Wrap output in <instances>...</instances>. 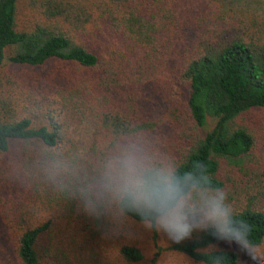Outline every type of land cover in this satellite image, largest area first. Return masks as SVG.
<instances>
[{
  "label": "trees",
  "instance_id": "16d2710c",
  "mask_svg": "<svg viewBox=\"0 0 264 264\" xmlns=\"http://www.w3.org/2000/svg\"><path fill=\"white\" fill-rule=\"evenodd\" d=\"M130 141L203 164L264 237V162L231 164L264 155V0H0V264H212L209 233L152 229L148 256L139 214L84 210Z\"/></svg>",
  "mask_w": 264,
  "mask_h": 264
},
{
  "label": "clouds",
  "instance_id": "9594fccd",
  "mask_svg": "<svg viewBox=\"0 0 264 264\" xmlns=\"http://www.w3.org/2000/svg\"><path fill=\"white\" fill-rule=\"evenodd\" d=\"M106 198L177 244L194 233H209L219 245L208 254L212 264H264V237L237 214L203 164L178 170L130 141L103 162L99 190L94 198L84 193V210L101 215Z\"/></svg>",
  "mask_w": 264,
  "mask_h": 264
},
{
  "label": "rangeland",
  "instance_id": "374dc122",
  "mask_svg": "<svg viewBox=\"0 0 264 264\" xmlns=\"http://www.w3.org/2000/svg\"><path fill=\"white\" fill-rule=\"evenodd\" d=\"M168 118L164 117L162 123H169ZM169 127L165 124L164 128ZM167 129V128H166ZM168 130V129H167ZM264 162V155L258 152H253L250 155L243 156L236 161L231 162L232 165H239L243 168L253 167V165H259ZM158 232V244L162 247H167L173 243L164 233ZM153 231L152 229L146 228L145 226H139V238L143 246L146 247V254L151 256L155 250V245L153 242ZM161 264H193L189 258L184 256L181 253H178L173 250H164L160 259Z\"/></svg>",
  "mask_w": 264,
  "mask_h": 264
}]
</instances>
